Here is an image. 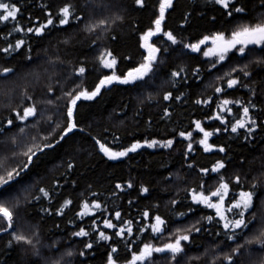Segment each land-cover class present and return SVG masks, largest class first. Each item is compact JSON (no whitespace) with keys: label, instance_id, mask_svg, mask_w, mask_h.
<instances>
[{"label":"trees","instance_id":"obj_1","mask_svg":"<svg viewBox=\"0 0 264 264\" xmlns=\"http://www.w3.org/2000/svg\"><path fill=\"white\" fill-rule=\"evenodd\" d=\"M21 8L19 23L25 28L34 26L37 21L44 22L47 9L55 13L57 9L65 3L82 5L85 0H13ZM93 7L103 4L104 7H97L93 13L91 9L86 14L88 17L83 23L74 25L68 32L59 29L52 30L44 37H36L24 33L13 32L8 39L14 42L15 38H26L27 43L33 49L32 56L34 63H25L19 54H15V59L11 55L0 53V67L12 66L16 68V75L5 80L0 77V121H4L10 115V108L23 101V91L28 90L37 101L48 98L46 89L52 86L55 91L52 98L61 95L62 90L68 91L80 84L81 87L92 88L98 79L109 70L101 69L97 62V49L89 48L91 40L98 38V44L110 48L116 56L118 63L117 73L126 71L142 62L146 55L140 46L142 32L152 27V21L158 15L159 0H146V7L140 8L134 0H89ZM247 3L248 14L242 18H229L219 6L211 0H174V8L166 13L165 26L171 29L184 42H196L204 35H210L217 31L230 33L238 24L248 22L261 17L264 9L259 7V0H241ZM122 19H116V17ZM215 17V19H213ZM99 18L109 20L107 32L97 30L92 34L85 32L84 24L94 22ZM114 21V22H113ZM11 30L12 24L7 26L0 23V48L4 47L6 41L3 39L5 30ZM115 36V39L112 37ZM71 40L70 44H64L65 39ZM158 45H165L160 36L153 37ZM174 51L164 55V62L160 65L154 82L146 87H134L132 85L113 84L111 88L102 90V94L93 101H82L83 107L80 109L82 122L86 128L85 133H76L69 140V145L65 149H57L51 156L43 158V162L34 171L39 173L38 186L47 187L52 194V201L47 198L41 201L35 209L30 205L21 206L18 209L17 225L22 228L25 234L32 236L40 242L36 245L40 249L39 257L32 255V250L27 245L15 244L8 247L11 239L7 234L0 236V264H44V261L58 259L61 254L73 251L72 257L65 256L66 261L71 264H80V261H87V264H105V252L107 246L96 244L94 254L79 256L80 251H85L80 238L72 237L71 233L77 230L76 225L89 227L93 217H86L81 220L76 213L80 210V205L84 200L100 201L106 212H97L95 220L100 223L105 218H112L114 223H119L114 219L115 211H120L123 220L132 219L134 221V243L133 250L141 242H153L158 245L167 241V236L153 238L150 231L142 235L138 231L142 225L147 226L150 221L144 220L142 212L159 213L165 217L172 216L171 200L180 201L176 205V211H186L190 204V196L186 193V188L197 187L202 181H206L208 189L217 186V174L205 176L199 172L200 167L211 168V165L220 158H227L231 161L225 171L229 178L235 174L241 176L248 175L245 181L248 187L253 183L252 177L264 176V130L258 128L253 133V138L245 141L242 134L222 132L214 135L210 143L222 144L227 148L226 153L213 151L206 153L199 146L198 141L202 134L195 130L193 121L200 120L203 126L212 130L215 127H223L218 120H210L208 117L214 115L218 110L216 104L220 102V94H214V86L221 81L215 79L217 75H223V71L202 73L203 79L197 81L192 77L191 70L199 65L207 68L206 59L200 53H192L184 49L182 45L171 46ZM23 51V49L21 50ZM260 55L259 49L249 55L248 60L252 61ZM59 57V60L57 58ZM60 61H63L62 63ZM80 61H84L87 72L84 77L73 75L74 67ZM54 62V63H53ZM255 67V65H253ZM179 68L188 69L187 82L176 80L169 76L170 71ZM259 71V69H257ZM39 73V79L36 77ZM110 74V73H109ZM261 77H254L248 81L251 87L256 90V103L260 107L261 100H264V83ZM166 91H172L173 95H181L182 99L165 101L162 99ZM151 94V99H148ZM228 98L243 99L245 102L250 99L247 89L231 90L225 94ZM212 98V104H197V99ZM56 104H63L62 100H56ZM45 109V115L56 112L55 105L41 104ZM126 106V107H125ZM168 108L171 116H165L164 109ZM239 109L233 108V113L237 114ZM255 115H259L264 120V113L253 110ZM58 118V114L57 117ZM233 117L229 116V120ZM41 127L47 130V124L42 122ZM193 132V146L195 151L186 160L185 152L187 140L179 137V131ZM35 129H29V133L35 134ZM89 133L91 135H89ZM11 135V133L9 134ZM99 137L114 150H122L136 141L143 142L145 139L166 140L175 138L176 143L172 148L157 146L155 148L143 147L135 153H129L127 157L119 160H109L99 152L91 137ZM118 137V139H114ZM6 136H0V155L7 149L4 142ZM27 139L24 143H27ZM69 156L73 159L76 167L66 174V163ZM243 159V167L240 161ZM195 165L189 168L188 164ZM170 177V178H169ZM59 180V186L54 185V181ZM131 180L133 188H127V182ZM74 182V183H73ZM117 184L122 185V189L116 188ZM141 185L150 188L149 194H141ZM34 194L39 195L32 188ZM264 192V186L257 190V196ZM95 193V195H94ZM71 199L73 203L64 209V215L56 214V207L63 204L65 200ZM131 201V203H129ZM159 205L157 208L156 205ZM41 206L53 209L52 215L40 211ZM196 208V205H192ZM39 213V215H37ZM111 213V217H109ZM207 213L213 215V210L197 208L196 213H190L182 219H174V223L169 225V230L175 227H184L194 222L200 215ZM264 213L257 200V215ZM206 223V222H205ZM102 227V223H101ZM209 229L213 225L208 224ZM261 223L257 222L255 228L248 233V236L258 234ZM110 233L113 230H108ZM89 238H84L88 240ZM221 238L213 237L208 232L196 234L195 245L190 246L188 256H201L199 261H192L191 264H207L214 258L213 248L217 240ZM118 243L121 264L130 253L125 248V242L119 238H114ZM241 242H243L241 240ZM53 247L59 251H53ZM242 259L245 264H253L264 258V249L258 244L246 246ZM205 250L207 255L205 256ZM219 250H217L218 252ZM228 251V249H225ZM159 257V254H157ZM158 264H167L166 261L159 260ZM182 264H189L187 257L182 260Z\"/></svg>","mask_w":264,"mask_h":264},{"label":"snow or ice","instance_id":"obj_2","mask_svg":"<svg viewBox=\"0 0 264 264\" xmlns=\"http://www.w3.org/2000/svg\"><path fill=\"white\" fill-rule=\"evenodd\" d=\"M135 4L140 8L146 7V0H134ZM212 3L219 6L224 14L229 18H242L248 14L247 3H241V0H211ZM47 9L44 22L37 21L34 26L25 28L19 23L21 8L13 0H0V23L7 26L12 24L11 30H5L3 39L6 41L4 47L0 48V53L11 55L15 59V54H19L25 63H34L32 56L31 44L27 43L26 38H15L14 42L8 39L15 33H24L36 37H44L52 30L59 29L68 32L74 25L83 23L88 17L86 14L91 11L94 13L97 7H104L103 4L93 7L89 0L77 6L71 3H65L59 7L55 13L50 10V6H44ZM259 7L264 9V0H259ZM174 8V0H159L158 15L152 21L153 26L142 32L140 40L141 47L146 50V55L143 56L142 62L137 66L129 68L126 73H117L116 66L118 60L113 51L107 46L101 47L98 44V38L89 42L88 47L97 49V62L101 69L109 70L98 79L92 88L81 87L77 84L71 90L63 91L60 96L52 98L51 94L55 91L52 86H48L46 92L48 98L42 101H37L33 95L28 93V90L23 91V101L10 108V115L4 121H0V136H6L7 141L4 142L7 151L0 155V235L7 234L11 239L8 241V247L12 248L15 244L27 245L32 250V255L39 257L40 249L36 245L40 242L34 238L38 233H33L32 236L25 232L17 225L18 209L21 206H31L36 208L41 201L47 198L49 203L52 201L51 191L45 186H38L39 173L34 170L43 162V158L51 156L57 149H65L69 145V140L76 133H85L86 128L82 122L80 109L83 107L82 101H93L102 94L105 88H111L113 84L132 85L134 87H146L154 82V77L164 62V55L169 54L174 49L171 46L182 45L184 49L190 50L192 53H200L207 63V68H202L197 65L191 70L192 77L197 81L203 79L202 73H209L216 70L223 72V75H217L216 80L221 81L219 85L214 86V94H220V102L216 104L218 109L214 115H210L208 119L218 120L223 127H215L212 130L206 129L200 120L193 121L195 130L202 134L201 138L196 141L206 153H211L214 150L219 153H226L227 148L222 144L210 143V139L222 132L237 134L241 129L245 130L243 138L248 141L253 138V133L258 128L264 130V120L259 115H255L253 110L264 113V107H260L256 103V90L251 87L248 81L254 77H261V83H264V14L260 18L242 22L238 24L230 33L217 31L210 35H204L196 42H184L171 29L165 26L166 13L169 9ZM116 19H122L117 16ZM215 19V17H213ZM114 22V21H113ZM109 20L107 18H99L94 22L85 23L84 31L88 34L97 32H107ZM160 36L163 43L169 46L162 47L153 41V37ZM116 37L113 36L112 39ZM64 44H70L71 40L65 39ZM203 46V47H202ZM23 49V51H21ZM257 49L260 55L249 61V55L253 54ZM59 60V57L57 58ZM61 63L63 61H60ZM54 63V62H53ZM255 65V67H253ZM259 69V71H257ZM87 72L84 61H80L77 67L73 69V75L84 77ZM110 73V74H109ZM16 75V68L12 66L0 67V77L5 80L11 79ZM171 78L187 82L188 69L179 68L172 70L169 73ZM39 79V73H36ZM247 89L250 99L228 98L224 94L229 90ZM149 94L148 99H151ZM165 101H174L182 99L181 95H173L172 91H166L162 97ZM56 100H62L63 104L58 105ZM55 105L56 112L45 115L46 110L41 108V104ZM197 104H212V98L197 99ZM264 104V100H261ZM126 107V106H125ZM239 109L237 114L233 113V108ZM58 118H54L57 117ZM165 116H171L168 108L164 109ZM229 116L233 119L229 120ZM42 122L47 124V130L41 127ZM29 129H35V134L29 133ZM11 133V135H9ZM89 135H91L89 133ZM179 137L188 141L185 152L183 153L187 160L189 155L195 149L193 146V132L179 131ZM98 146V150L109 160H119L127 157L129 153H135L140 148L148 147L155 148L157 146L164 148H172L176 143L175 138L166 140L145 139L143 142L136 141L122 150H114L106 142L99 137H91ZM27 139V143L24 140ZM118 139V137H114ZM231 161L227 158L217 159L211 168L200 167L199 172L205 176L217 174V186L214 189L206 187V181H202L197 187L186 188L185 191L190 196V204L186 211L177 212L176 205L180 203L178 200H171L172 216L165 217L161 214L150 213L145 210L142 212L144 220L150 221L147 226H143L138 230L141 235L144 232L150 231L153 238L167 236L168 239L163 244L153 242H141L132 248L134 243V221L132 219L123 220L120 211H115L114 219L119 223H114L112 218H105L98 223L95 220L97 212L103 214L107 211L100 201L84 200L80 205V210L76 213L83 220L86 217H93L91 225L84 227L76 225L77 230L71 233L72 237L80 238L83 242L85 251H80L78 254L84 257L86 254H94L96 244L107 246L105 252V264H121L118 253L121 251L118 243L114 238H119L125 242V248L130 253L126 257L123 264H158V259L166 261L167 264H182V260L187 257L189 264L192 261H199L201 256H188L191 250L190 246L195 245L196 234L208 232L213 237H219L213 252L215 256L207 262V264H245L242 259L247 251L246 246L258 244L264 249V213L257 215V200L260 202V208L264 209V192L257 196V190L264 186V176L252 177L253 183L250 186H245V181L249 179L246 174L241 176L235 174L228 177L225 171ZM243 159L240 161L243 167ZM76 165L71 156L66 163V174H70ZM189 168L195 167L189 163ZM170 178V177H169ZM59 180L54 181L55 186H59ZM74 183V182H73ZM39 195L32 192V188ZM116 188L122 189L121 184H117ZM127 188H133L131 180L127 182ZM123 190V189H122ZM141 194H149L150 188L141 185L139 189ZM95 195V193H94ZM71 199L65 200L62 205L56 207L55 211L58 215H64V209L71 205ZM131 203V201H129ZM192 205H196L194 208ZM158 208L159 205L157 204ZM205 208L213 210V215L204 213L200 215L194 222L189 223L184 227H175L174 230H169V225L174 223V219H182L190 213H196L197 208ZM40 211L47 215H52L53 209L50 207L41 206ZM39 215V213H37ZM109 213V217H111ZM206 222V223H205ZM260 222L261 227L258 234L248 236V233L255 228L256 223ZM102 223V227H101ZM208 224L213 225L212 229L207 227ZM108 230H113L111 233ZM84 240V238H89ZM241 240L243 242H241ZM228 249V251H225ZM217 250H219L217 252ZM53 251H59L53 247ZM159 254V257L158 255ZM73 251H67L60 255L58 259L45 260L44 264H71V261H66L65 256L72 257ZM204 255H207L205 250ZM80 264H87V261H80ZM253 264H264V258Z\"/></svg>","mask_w":264,"mask_h":264},{"label":"rangeland","instance_id":"obj_3","mask_svg":"<svg viewBox=\"0 0 264 264\" xmlns=\"http://www.w3.org/2000/svg\"><path fill=\"white\" fill-rule=\"evenodd\" d=\"M203 47V46H202ZM144 51H145V53H146V50L145 49H143ZM147 54V53H146Z\"/></svg>","mask_w":264,"mask_h":264},{"label":"water","instance_id":"obj_4","mask_svg":"<svg viewBox=\"0 0 264 264\" xmlns=\"http://www.w3.org/2000/svg\"><path fill=\"white\" fill-rule=\"evenodd\" d=\"M1 236V235H0Z\"/></svg>","mask_w":264,"mask_h":264}]
</instances>
